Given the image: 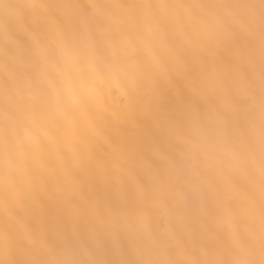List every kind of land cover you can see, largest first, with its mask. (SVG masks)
I'll return each instance as SVG.
<instances>
[{
	"label": "snow or ice",
	"instance_id": "1",
	"mask_svg": "<svg viewBox=\"0 0 264 264\" xmlns=\"http://www.w3.org/2000/svg\"><path fill=\"white\" fill-rule=\"evenodd\" d=\"M0 264H264V0H0Z\"/></svg>",
	"mask_w": 264,
	"mask_h": 264
}]
</instances>
